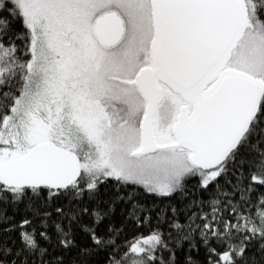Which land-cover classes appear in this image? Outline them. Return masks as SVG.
Wrapping results in <instances>:
<instances>
[{
	"label": "snow or ice",
	"instance_id": "obj_1",
	"mask_svg": "<svg viewBox=\"0 0 264 264\" xmlns=\"http://www.w3.org/2000/svg\"><path fill=\"white\" fill-rule=\"evenodd\" d=\"M0 264H264V0H0Z\"/></svg>",
	"mask_w": 264,
	"mask_h": 264
}]
</instances>
